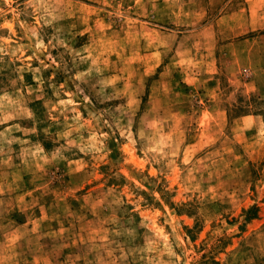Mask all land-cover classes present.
<instances>
[{
	"label": "rangeland",
	"instance_id": "374dc122",
	"mask_svg": "<svg viewBox=\"0 0 264 264\" xmlns=\"http://www.w3.org/2000/svg\"><path fill=\"white\" fill-rule=\"evenodd\" d=\"M0 264H264V0H0Z\"/></svg>",
	"mask_w": 264,
	"mask_h": 264
},
{
	"label": "trees",
	"instance_id": "16d2710c",
	"mask_svg": "<svg viewBox=\"0 0 264 264\" xmlns=\"http://www.w3.org/2000/svg\"><path fill=\"white\" fill-rule=\"evenodd\" d=\"M251 210H252V208L250 209V211H251ZM248 212H249V211H248ZM253 216H255V213H253ZM248 217H250V216H248ZM248 217H247V218H248Z\"/></svg>",
	"mask_w": 264,
	"mask_h": 264
},
{
	"label": "crops",
	"instance_id": "0c3cea01",
	"mask_svg": "<svg viewBox=\"0 0 264 264\" xmlns=\"http://www.w3.org/2000/svg\"><path fill=\"white\" fill-rule=\"evenodd\" d=\"M203 12H205L204 10H203ZM222 17H219V19H221Z\"/></svg>",
	"mask_w": 264,
	"mask_h": 264
}]
</instances>
